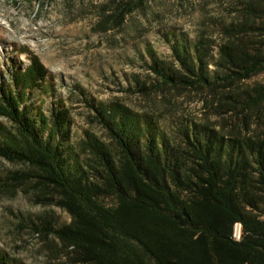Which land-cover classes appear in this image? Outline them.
Segmentation results:
<instances>
[{
    "label": "trees",
    "instance_id": "obj_1",
    "mask_svg": "<svg viewBox=\"0 0 264 264\" xmlns=\"http://www.w3.org/2000/svg\"><path fill=\"white\" fill-rule=\"evenodd\" d=\"M144 1L118 7V22ZM244 14L212 54L216 74L206 42L193 46L183 34L171 33L174 61L148 63L164 85L228 91L222 105L244 111L230 131L186 121L170 132L160 117L112 101L95 105L105 139L87 131L76 143L63 101L50 113L29 102L36 89L53 90L36 56L0 79V117L11 124L0 121V157L33 167L47 202L69 213V223L45 229L72 264H264V119L251 114L264 108V81L247 83L264 73V0ZM0 264L24 263L0 251Z\"/></svg>",
    "mask_w": 264,
    "mask_h": 264
},
{
    "label": "rangeland",
    "instance_id": "obj_2",
    "mask_svg": "<svg viewBox=\"0 0 264 264\" xmlns=\"http://www.w3.org/2000/svg\"><path fill=\"white\" fill-rule=\"evenodd\" d=\"M126 1L132 0H0V79H10L11 68H26L36 56L53 90L36 89L29 102H43L50 113L63 101L76 143L87 131L104 138L95 105L112 101L160 117L170 132L186 121H209L225 131L238 126L244 111L222 105L228 91L214 95L198 85H164L148 63L174 61L171 33L183 34L193 46L206 42L208 71L216 74L212 54L227 40L228 27L245 20L244 7L253 0H145L120 23L116 13ZM254 81H264V73L247 83ZM251 114L260 122L264 108ZM18 172L23 179L14 178ZM48 197L33 167L0 157L1 252L24 264H72L61 241L45 229L67 224L71 216Z\"/></svg>",
    "mask_w": 264,
    "mask_h": 264
},
{
    "label": "built area",
    "instance_id": "obj_3",
    "mask_svg": "<svg viewBox=\"0 0 264 264\" xmlns=\"http://www.w3.org/2000/svg\"><path fill=\"white\" fill-rule=\"evenodd\" d=\"M241 236H242V223L237 222L235 224L234 237L236 239H241Z\"/></svg>",
    "mask_w": 264,
    "mask_h": 264
}]
</instances>
